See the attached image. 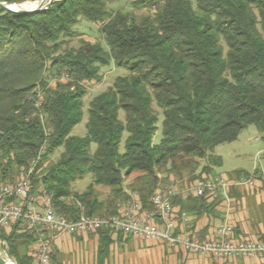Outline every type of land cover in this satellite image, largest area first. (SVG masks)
Returning <instances> with one entry per match:
<instances>
[{
    "label": "trees",
    "instance_id": "16d2710c",
    "mask_svg": "<svg viewBox=\"0 0 264 264\" xmlns=\"http://www.w3.org/2000/svg\"><path fill=\"white\" fill-rule=\"evenodd\" d=\"M25 1L40 0H0ZM126 1L127 12L109 10L115 0H54L32 14L0 11V185L35 161L31 195H51L53 210L74 221L81 211L113 216L130 193L150 210L159 175L188 178L190 185L215 178L222 161L208 152L249 126L264 142V0H196V7L186 0ZM81 19L100 26L108 51L83 39L63 47ZM110 62L127 74L90 101L85 136H71L83 119L84 83L100 82ZM86 176L92 183L73 193ZM218 176L234 182L251 174ZM95 187L111 196L100 200ZM219 199L177 196L172 205L178 216L199 217ZM96 234V263L103 264L113 241L108 230ZM36 240L20 224L0 228L2 248L16 264H33Z\"/></svg>",
    "mask_w": 264,
    "mask_h": 264
},
{
    "label": "built area",
    "instance_id": "2783aa9c",
    "mask_svg": "<svg viewBox=\"0 0 264 264\" xmlns=\"http://www.w3.org/2000/svg\"><path fill=\"white\" fill-rule=\"evenodd\" d=\"M41 1V0H40ZM40 1H33L39 3ZM35 161L20 179L11 184L0 185V228L8 230L20 224L33 236V264H47L52 250V241L57 237H81L108 230L111 235L145 240L161 245L168 250L182 249L184 252L223 261L238 258L260 259L264 257V241L235 237L233 226L224 222L211 239L198 240L178 229V213L172 201L181 196H207L214 199L227 197L228 188H252L254 181L240 179L228 182L223 176L198 180L181 190L176 186L157 189L150 197V210H143L136 194H130L127 201L119 202L116 214L108 217L87 216L80 212L78 220L56 213L51 204V195H31L29 177Z\"/></svg>",
    "mask_w": 264,
    "mask_h": 264
},
{
    "label": "rangeland",
    "instance_id": "374dc122",
    "mask_svg": "<svg viewBox=\"0 0 264 264\" xmlns=\"http://www.w3.org/2000/svg\"><path fill=\"white\" fill-rule=\"evenodd\" d=\"M189 1L193 7H196V0ZM27 2V1H25ZM33 2V1H32ZM16 3V4H21ZM108 9L112 11H130V5L126 0H115V2L108 5ZM140 12V11H139ZM100 26L98 24H92L86 20L81 19L77 26L73 29L74 37L66 40L64 48H76L78 40L83 39L90 43H98L108 51L106 43L103 39L102 34L99 31ZM127 72L124 69L116 68L112 62L106 67L100 69L101 81L100 82H85L84 87L86 94L83 99V119L81 123L76 125L72 131L71 136L83 137L86 134L85 124L87 122V109L90 101L97 95L104 92L109 86L112 85L117 77L126 75ZM122 118V114L120 115ZM162 113L159 115V121L157 123V131L154 135L153 142L158 143L162 137ZM126 134L123 136L119 152H124V140ZM62 149H58L53 156L51 161H56ZM209 155L220 157L222 163L219 167H215L212 175L218 177L221 174H229L234 169L243 168L247 170L251 177L250 180L254 181V178L261 179L264 171V142L260 139V134L254 126H249L243 130L236 141L230 144H222L216 146L212 151L208 152ZM205 161L199 162V166H203ZM23 170L21 172H26ZM33 171V169H32ZM31 171V173H32ZM14 179V182L20 179V174ZM159 185L156 189H166L172 186L184 190L190 187L188 178H175L172 174H169L167 179L159 175ZM133 181V176L124 180L123 187L127 190L128 185ZM30 182V177H29ZM92 183L89 176H86L82 180L76 181L71 191L73 193H82ZM9 184V183H7ZM192 184V183H191ZM254 187V186H253ZM252 187V188H253ZM246 188V187H242ZM246 188V189H252ZM95 192L100 200H106L111 196L110 189L105 187H95ZM129 192V191H128ZM132 194V193H130ZM127 200H118L115 204ZM95 240L94 235L81 237H57L52 241L51 245V256L47 264H97L96 263V251L98 243H93ZM98 240V239H97ZM60 241V242H58ZM96 241V240H95ZM159 244L152 243L146 244L142 241L127 240L123 244H111L107 258L103 261V264H156L155 250L162 251L164 247ZM32 249V248H31ZM33 253V251H32Z\"/></svg>",
    "mask_w": 264,
    "mask_h": 264
},
{
    "label": "crops",
    "instance_id": "0c3cea01",
    "mask_svg": "<svg viewBox=\"0 0 264 264\" xmlns=\"http://www.w3.org/2000/svg\"><path fill=\"white\" fill-rule=\"evenodd\" d=\"M235 170L247 171L243 168L232 171ZM219 200V204L213 212L204 213L199 217L196 214L180 215L177 219L179 227L175 232L181 231L189 237L202 241L213 238L217 228L224 222H228L233 226L234 234L237 237L248 239L264 238V171L261 179L254 178V187L252 189L237 188L227 197L220 196ZM91 235H94L96 240L92 242L98 243L97 234ZM87 236H90V234L81 236V238ZM111 239L113 241L112 244H123L124 241L129 239L151 244V242L125 237L122 234L111 235ZM162 249V251H159L161 249L154 251V262L156 264H264V257L260 259L238 258L231 261H223L191 255L182 249Z\"/></svg>",
    "mask_w": 264,
    "mask_h": 264
},
{
    "label": "water",
    "instance_id": "95a60500",
    "mask_svg": "<svg viewBox=\"0 0 264 264\" xmlns=\"http://www.w3.org/2000/svg\"><path fill=\"white\" fill-rule=\"evenodd\" d=\"M53 2L54 0H41L35 7L29 9L22 8L21 4L0 2V11L15 14H32L48 9ZM11 5L13 7H11ZM0 264H16L14 260L8 257L6 252L3 250L1 243Z\"/></svg>",
    "mask_w": 264,
    "mask_h": 264
},
{
    "label": "bare ground",
    "instance_id": "6f19581e",
    "mask_svg": "<svg viewBox=\"0 0 264 264\" xmlns=\"http://www.w3.org/2000/svg\"><path fill=\"white\" fill-rule=\"evenodd\" d=\"M36 5H37V3L32 2V1H27V2H23V3H21V7H22V8H26V9L33 8V7H35ZM11 7H13V6L11 5Z\"/></svg>",
    "mask_w": 264,
    "mask_h": 264
}]
</instances>
